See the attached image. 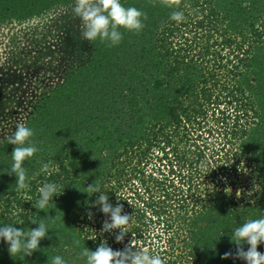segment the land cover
Segmentation results:
<instances>
[{"label":"trees","instance_id":"obj_1","mask_svg":"<svg viewBox=\"0 0 264 264\" xmlns=\"http://www.w3.org/2000/svg\"><path fill=\"white\" fill-rule=\"evenodd\" d=\"M74 2L0 0V29L57 13L52 60L26 62L31 48L21 41L2 84L24 87L39 70L52 81L27 95L35 97L24 122L34 133L28 143L39 149L23 165L28 188L16 190L7 172L15 145L0 140V227L28 231L36 218L49 232L31 256L12 257L0 240V264H51L56 255L86 264L82 248L95 251L107 240L123 250L133 237L164 264H246L222 256L236 251L235 228L264 217V0H180L178 8L120 0L147 19L139 32L120 28L122 40L111 47L73 30ZM172 11L184 19H170ZM236 176L244 187L229 189L226 180ZM94 182L131 214L122 242L119 229L101 231L100 193L85 192ZM45 183L61 193L46 211L33 206Z\"/></svg>","mask_w":264,"mask_h":264},{"label":"clouds","instance_id":"obj_2","mask_svg":"<svg viewBox=\"0 0 264 264\" xmlns=\"http://www.w3.org/2000/svg\"><path fill=\"white\" fill-rule=\"evenodd\" d=\"M160 3L168 8L179 7L180 0H160ZM73 12L81 21L82 36L87 41H95L99 38L101 41L109 42L108 46L118 45L122 40L120 28L131 32H139L144 28L143 20L147 19L146 13L134 6L125 7L120 0H75ZM170 19L181 22L184 19L182 11H172ZM34 135L33 130L24 123H18L15 131L7 137L9 144L15 145L11 152L12 163L9 175H15L16 190L20 191L28 188L26 184L27 171L24 162L32 157L39 149L34 144H29V139ZM48 165L44 164L42 171H47ZM207 174V173H206ZM205 174V175H206ZM89 195L100 193L95 204L100 205L102 211L108 219L103 223L101 231L111 232L119 229L115 239L122 242L128 234L127 225L131 220V214L124 213L123 204L117 203L115 206L109 202L108 195L101 191L98 183L88 185ZM228 188L225 189L226 193ZM39 199L33 204L38 210H47L49 201L55 195L61 194L57 191L55 183H45L38 189ZM117 199L120 200L118 194ZM130 204L131 202L128 201ZM92 218V213H89ZM31 223L38 224V227L25 231L23 228H17L14 225H4L0 227V240L7 242L8 252L12 257L17 253L23 252L31 256L36 250H39L40 241L48 235L49 228L42 219L33 218ZM89 239H96L89 237ZM134 239V237H133ZM133 239L125 246L123 250H113L107 243L102 241L95 251L84 247L81 250V256L86 258V264H164L159 255H152L147 249L139 248L133 243ZM231 241L235 243L236 251L225 252L222 259L229 257L239 258L246 261V264H264V253L258 251V246L264 243V217L258 219H248L241 226L235 228L231 235ZM74 244L79 246L80 241L74 239ZM247 244V250L243 245ZM51 264H67L60 255L51 257Z\"/></svg>","mask_w":264,"mask_h":264},{"label":"rangeland","instance_id":"obj_3","mask_svg":"<svg viewBox=\"0 0 264 264\" xmlns=\"http://www.w3.org/2000/svg\"><path fill=\"white\" fill-rule=\"evenodd\" d=\"M56 15L57 13H54L53 15L45 14L41 17L31 19L30 22H25L22 24L7 23L0 29V140H2L5 136L12 134L15 131L16 125L18 123H24L30 112H32L30 108V110L27 108L29 107V102H31L35 97H29L27 95L31 92H35L37 89H39L40 93L44 92L46 86L49 85V82H52L50 76L44 74V70H39L37 73H29V81L25 82V88L17 87L16 89H11V85L9 87L2 85L4 77L3 71L5 68H9V64H12L8 60L11 58V62L13 61V58L17 53L18 43H21V41H24L23 43L28 42L31 48L27 49L28 52L24 54L26 57V62L30 63L32 60H52V58L55 56L52 37L55 35L54 33L56 29L53 26L55 19H53V17ZM55 21L57 22V19H55ZM77 25L78 26L74 27L73 30L75 32H82L80 20L77 21ZM20 32L24 33L25 38L16 36ZM43 35L45 37L44 39L42 38ZM18 54L23 55V50H21ZM26 62L25 64H27ZM14 68H17V71H20L19 73L21 75L26 73V69L24 67L15 66ZM35 80H38L39 82H36ZM22 105L23 107H21ZM155 162L156 160H154L153 163H150L148 166L144 165L142 167H144L146 172H150L153 170V164H155ZM226 182L229 185V189H234L231 187L232 182H235L233 183L234 187L238 186L241 189L242 181L240 182V178L237 176L231 179L228 178ZM134 185L136 186V183L131 182L122 189L123 192L127 193L130 190V187H133ZM242 187H244V182ZM247 190L248 188H246V191ZM106 219H108V216L102 218V220L101 218H98V220H101L103 223ZM128 240L131 241L132 239L130 238Z\"/></svg>","mask_w":264,"mask_h":264}]
</instances>
